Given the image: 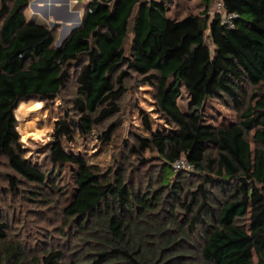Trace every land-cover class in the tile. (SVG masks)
Returning <instances> with one entry per match:
<instances>
[{"label": "trees", "instance_id": "obj_1", "mask_svg": "<svg viewBox=\"0 0 264 264\" xmlns=\"http://www.w3.org/2000/svg\"><path fill=\"white\" fill-rule=\"evenodd\" d=\"M30 1L0 0V165L6 159L14 172L8 182L17 196L21 185L66 194L63 223L79 249L30 256L0 220V264H264V0H223L237 15L234 28L210 17L213 0L183 19L168 16L172 0H87L81 24L60 45L56 26L26 18ZM132 72L155 89L167 126L154 129L144 115L145 134L123 145L140 165L147 151L157 153V187L134 178L136 166L128 175L133 162L104 171L64 147L96 129L112 141L117 126L107 123L121 113ZM67 91L50 168L38 166L25 156L29 129L18 128L15 110ZM210 99L236 120L206 122ZM181 156L192 170L174 169ZM60 169L70 170V189H61Z\"/></svg>", "mask_w": 264, "mask_h": 264}, {"label": "rangeland", "instance_id": "obj_2", "mask_svg": "<svg viewBox=\"0 0 264 264\" xmlns=\"http://www.w3.org/2000/svg\"><path fill=\"white\" fill-rule=\"evenodd\" d=\"M85 2L87 0H84ZM35 1L31 0L28 8L24 11L29 21L38 24H47L55 27L56 44H62L68 37L75 23L81 21L84 13L85 4L76 5L79 7V20L57 19L53 15H46V3L38 2L43 6L37 9ZM215 2L212 1L210 17L214 13ZM204 5L202 0H172L169 4L168 16L178 19L185 18L188 14H202ZM68 26V30L65 28ZM58 29V30H57ZM133 34L132 28L125 42L127 53L131 47ZM127 91L121 99V113L110 119L107 125L116 124L115 135L109 143L100 139V130L96 129L91 135L86 137H76L73 142L64 140V147L67 152L83 156L88 162L96 164L101 170L108 171L115 168L119 161L133 162L134 165L128 166V175L131 168L136 166L134 175L138 181L145 185L155 183L159 166L163 162L157 157L154 151H147L145 156L147 161L144 165L136 162L135 157H129V152L124 140L131 142L135 134H145L142 116L147 115L154 129L166 127L164 120L158 117L155 110V89L146 84L141 76L135 72L126 80ZM71 92L67 91L63 96L58 97L53 102H45L32 99L21 102L15 110V116L20 130L29 129L25 135H21V141L25 148V156L32 163L38 166L50 168L47 153L53 142V129L55 121L60 118L66 109V98L70 97ZM65 98V99H64ZM189 98L184 95L179 103L184 109L188 106ZM205 119L208 123L231 122L236 120V113L217 101L210 99L205 109ZM21 134V133H20ZM254 146V143L252 144ZM128 163V162H127ZM126 163V165H127ZM187 172L186 170H183ZM62 179L60 186L70 189L72 187L71 172L69 169H60ZM14 172L8 166L7 160L2 159L0 165V220L5 221L10 226L11 232L15 234L14 240H21L27 249L28 254L33 256L44 248H58L64 250L68 257L77 253L78 239L74 236V231L66 233L64 226L63 208L68 203L66 194L54 195L45 191H40L30 185H21L23 192L17 196L8 182V176ZM189 181V179H185ZM28 190H38L42 195H32ZM169 206V205H168ZM168 206L166 208H168ZM181 209L178 208L177 216L181 217ZM164 212L162 214L165 215ZM76 250V251H75Z\"/></svg>", "mask_w": 264, "mask_h": 264}, {"label": "crops", "instance_id": "obj_3", "mask_svg": "<svg viewBox=\"0 0 264 264\" xmlns=\"http://www.w3.org/2000/svg\"><path fill=\"white\" fill-rule=\"evenodd\" d=\"M36 3L37 9H42L43 6L38 5V2H45L46 3V15L48 14L53 15L57 19H63V20H79L81 18L80 16V9L77 8L76 5H83L85 4V1L82 0L81 3L74 4L73 0H69L68 4L66 0H34ZM80 23V22H78ZM77 23H75L76 25ZM68 30V26L65 28V31Z\"/></svg>", "mask_w": 264, "mask_h": 264}, {"label": "built area", "instance_id": "obj_4", "mask_svg": "<svg viewBox=\"0 0 264 264\" xmlns=\"http://www.w3.org/2000/svg\"><path fill=\"white\" fill-rule=\"evenodd\" d=\"M215 2V8L214 13L218 14L221 17V22L224 25H227L230 28L235 27V19L237 15L232 12H228L223 4V0H214ZM75 4H78L77 0H74ZM174 169L176 171L178 170H192L193 166L190 164V162L187 160L186 157L181 156L180 158L176 159L173 163Z\"/></svg>", "mask_w": 264, "mask_h": 264}, {"label": "water", "instance_id": "obj_5", "mask_svg": "<svg viewBox=\"0 0 264 264\" xmlns=\"http://www.w3.org/2000/svg\"><path fill=\"white\" fill-rule=\"evenodd\" d=\"M66 2H67V4H68L69 0H66ZM77 2H78V3H81L82 0H77ZM80 24H81V21H80V23L76 24V25L72 28V30L75 29V28H77ZM52 28H53V27H52ZM72 30H71V31H72ZM58 45H60V44L58 43Z\"/></svg>", "mask_w": 264, "mask_h": 264}]
</instances>
